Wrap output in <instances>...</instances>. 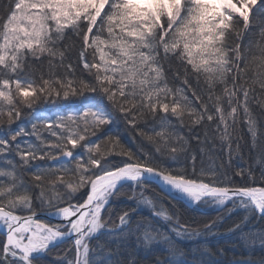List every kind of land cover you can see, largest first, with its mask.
Masks as SVG:
<instances>
[{
  "label": "snow or ice",
  "instance_id": "6c2138e0",
  "mask_svg": "<svg viewBox=\"0 0 264 264\" xmlns=\"http://www.w3.org/2000/svg\"><path fill=\"white\" fill-rule=\"evenodd\" d=\"M0 161V264H221L209 205L264 264V0H0Z\"/></svg>",
  "mask_w": 264,
  "mask_h": 264
},
{
  "label": "trees",
  "instance_id": "16d2710c",
  "mask_svg": "<svg viewBox=\"0 0 264 264\" xmlns=\"http://www.w3.org/2000/svg\"><path fill=\"white\" fill-rule=\"evenodd\" d=\"M82 103H87V101L86 100L75 101V100H71L70 99L68 101H62L61 102L62 109H68V110H75ZM43 107L48 112L49 115H51L52 112L56 111V109L53 106H51V105H45ZM13 127H15V125ZM122 139H124L126 142H128L127 135L122 136ZM191 147L192 148H196L197 147L195 142H191ZM208 149L214 151L216 156L221 155V152L219 151V141L218 140L216 141V145H215L214 149H213V145L211 143H209ZM204 159H205V163H207L208 162L207 155H205ZM36 163L42 164L43 162L37 161ZM0 166H4L3 165V161H0ZM153 187H155V185H153ZM85 191H87V190H85ZM157 191L159 192V189H157ZM160 195L163 198V205L166 206V207H169L170 205H169L168 198L165 197L163 193H160ZM130 204H132V202L126 200L124 197H121L119 200L113 201V207H114L115 211H119V210H121L123 208H126ZM132 206H134V205H132ZM180 207H181V210L183 211L184 210V205L182 204ZM225 208H231L230 202L228 203L227 206H225ZM139 211H140V215L143 216V217H149L150 214H151L150 210H147V209H142V210H139ZM244 215H245V213H244L243 210H236L231 215H226V213L222 209L221 210H216V211H214V209L206 210V211L205 210L191 211V215H189L188 212L185 213V216L181 218V222H183L184 218H186L188 216L195 217L197 220H204V221H210L212 219H215L218 216H223L224 222L219 224L217 234L216 235H210L211 236V240L213 242L212 244L214 246L215 245L217 246L216 250H211V251L216 253V254H218V255H220V257H222L221 259H225V261H226V262H224L225 264H230V262H228V261L230 259H232L234 261L237 256L238 257L241 256L242 258L244 257V259L251 258V259L259 260V258L262 255L261 249L259 247H256L255 251L252 252L251 249L249 248L248 244H246L245 241H243L245 243H242V241H241V242H239V244L234 245L233 247H232L233 244H231L229 246L227 244L228 242H226L228 240H229V242L233 241L236 238H240L241 239V236H242L241 232L238 231L236 233H231L230 234L228 232V229L230 227H232L234 223L239 222L244 217ZM160 223L163 224L164 222L161 221ZM251 225H253L251 229L260 228V227L264 226V222H258L255 219H253L250 223L246 224L243 227L242 231H243L244 234L249 233L247 231H250L249 230L250 229L249 226H251ZM166 227L167 226L164 225V230H166ZM222 234H224L225 237H221L220 235H222ZM216 237H219V239L217 240ZM0 239H2V236H0ZM104 239L105 238H101V242H103ZM178 242H179L178 244H180L179 246H180L181 250L183 252H185L186 254H188V251H189L188 242L187 241L186 242L179 241V240H178ZM191 242H194L193 245L196 244V246H198L197 243L204 242V239H202L201 237H197V238L194 239V241L192 239ZM95 243H96V240H93L92 244L94 245ZM244 244H246V245H244ZM64 245L65 244H61L58 247L54 248L52 250L51 255L47 256V257H51V258L48 259V258L45 257L46 264H56V259L53 260L52 257L55 258L57 256L56 254H61L63 252ZM111 247L113 249H115V244H112ZM192 247H194V246H191V250H192ZM220 250H223V255H221ZM142 255L143 254H141V258H142ZM241 257H239V259H242ZM216 258H218V257H216ZM47 259H48V262H47Z\"/></svg>",
  "mask_w": 264,
  "mask_h": 264
},
{
  "label": "rangeland",
  "instance_id": "374dc122",
  "mask_svg": "<svg viewBox=\"0 0 264 264\" xmlns=\"http://www.w3.org/2000/svg\"><path fill=\"white\" fill-rule=\"evenodd\" d=\"M231 204V203H230ZM228 205V204H227ZM227 205H225V206H227ZM142 209H147L146 207H142ZM212 209H214V211H216V210H221V209H217L216 208V206L215 205H209L207 208H205V209H202V210H212ZM147 210H149V209H147ZM239 210V209H238ZM52 222H57V221H52ZM255 230H258L259 228H254ZM253 229V230H254ZM249 230H252L251 228L249 229ZM247 232H250V231H247ZM202 239H204V242H200V243H197L198 244V246H196V244H194L193 245V243L194 242H191V240H179V241H184V242H188V249H189V251H188V254H187V258L189 259V260H196V261H199V260H201V259H204V260H207V259H209L210 257L206 254V253H204L201 249L204 247H206L207 245V247H208V249L211 251V250H216L217 249V246L215 245H213L212 243V240H211V236L209 235V237L208 236H206V237H204V236H202L201 237ZM195 239V238H194ZM194 239H193V241H194ZM236 239H240V238H236ZM235 239V240H236ZM241 241H242V243H245L246 241L243 239V236H241ZM243 241H245V242H243ZM178 242V241H177ZM226 242H229V240L228 241H226ZM231 242V241H230ZM234 242V241H233ZM179 243V242H178ZM190 243V244H189ZM192 243V244H191ZM247 244V243H246ZM246 244H244V245H246ZM180 245V244H179ZM59 246V245H58ZM191 246H194V247H192V250H191ZM66 247H68V244H65L64 245V247H63V250L66 248ZM211 247V248H210ZM257 247H259L258 245H257ZM63 253V252H62ZM61 253V254H62ZM57 255V254H56ZM57 257V256H56ZM56 257L55 258H53L52 257V259L53 260H55L56 259ZM239 257H241V256H239ZM239 257L237 256L236 257V259L234 260V261H239V260H241V259H239ZM46 258H51V257H47L46 256ZM211 258H213V257H211ZM242 258V257H241ZM48 259H47V262H48ZM216 259V258H215ZM242 259H244V257L242 258ZM219 261H220V258L218 259ZM234 261H232V262H230V264H233V262ZM222 262H226L225 261V259H222ZM229 262V261H228Z\"/></svg>",
  "mask_w": 264,
  "mask_h": 264
},
{
  "label": "bare ground",
  "instance_id": "6f19581e",
  "mask_svg": "<svg viewBox=\"0 0 264 264\" xmlns=\"http://www.w3.org/2000/svg\"><path fill=\"white\" fill-rule=\"evenodd\" d=\"M201 211V210H200ZM188 213H189V215H191V211H188ZM224 222V219H222L221 220V222L220 223H223ZM252 226L253 225H251V226H249V228H252ZM253 230V229H252ZM221 237H225V235L224 234H222V235H220ZM216 239L218 240L219 239V237H216ZM234 241V242H233ZM233 241H231V242H228L227 244L230 246L231 244H233L232 245V247L234 246V245H237V244H239V242H241V239H236V240H233ZM208 246V245H207ZM206 246V248L208 249V247ZM211 248V247H210ZM203 252H204V247L201 249ZM205 253V252H204ZM210 253L212 254V257L215 259L216 257H218V258H216L217 260L220 258V262H221V264H225L224 262H222V257H220V255H218V254H216V253H214V252H212V251H210ZM207 254V253H206ZM208 255V254H207ZM209 256V255H208ZM233 260L232 259H230L229 260V262H232Z\"/></svg>",
  "mask_w": 264,
  "mask_h": 264
},
{
  "label": "water",
  "instance_id": "95a60500",
  "mask_svg": "<svg viewBox=\"0 0 264 264\" xmlns=\"http://www.w3.org/2000/svg\"><path fill=\"white\" fill-rule=\"evenodd\" d=\"M42 218L45 219V220H50V221H57V222H59V221L57 220V218L52 217L50 214H44Z\"/></svg>",
  "mask_w": 264,
  "mask_h": 264
}]
</instances>
